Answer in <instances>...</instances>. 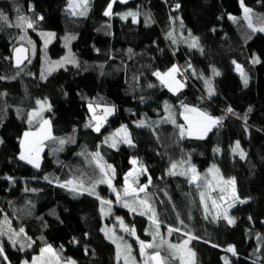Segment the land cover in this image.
<instances>
[{"label":"trees","instance_id":"1","mask_svg":"<svg viewBox=\"0 0 264 264\" xmlns=\"http://www.w3.org/2000/svg\"><path fill=\"white\" fill-rule=\"evenodd\" d=\"M68 2L0 0V13L8 18L7 23L0 20V227L5 232L0 236L4 249L0 264H32L47 245L60 255L61 264L67 259L76 264H117L116 246L102 231L117 226L116 217L134 227L141 240L151 241L148 218L117 205L106 184H98L96 194L113 201L109 216L102 214L97 195L59 186L81 176L86 187L99 179V170L90 163V154L97 151L115 169L112 185L118 191L126 174L133 167L140 169L131 161L144 163L147 171L140 173V185L151 178L147 191L161 223L181 228V233L174 232L178 243L186 238L183 232L199 238L191 242L197 264L226 260L264 264V32H253L243 19H230L242 15L241 0H117L110 16L104 13L111 0H91L83 16H73ZM243 4L264 22V0H243ZM129 12L137 14L135 22L132 16L122 18ZM20 16L34 27L15 26ZM42 33L55 34L46 47L47 36ZM192 37L199 38V47L190 46ZM20 45L29 48L30 62L16 71L12 54ZM69 49L77 64L49 73L52 62L68 55ZM255 58L259 63H253ZM175 65L187 78L177 93L154 75ZM237 65L246 73L247 84L236 73ZM37 100L51 105L42 115L51 121L53 132L40 171L19 159L20 141L30 129L27 121L38 107ZM90 103L115 109V116L99 132L94 130ZM167 103L177 109V125L184 124L183 104L223 117L222 126L214 127L205 139L181 138L176 125L138 126L145 117H162ZM90 123L93 126H86ZM122 126H127L131 146L111 147V141L104 142ZM60 139L66 143L60 145ZM236 142L246 154L243 159L233 152ZM173 163L178 164L177 172L189 174L169 175ZM213 165L219 169L218 177L235 179L236 193L246 201L228 209L234 223L223 218L227 204L219 200L218 188L211 191L189 182L191 166L204 177ZM198 183L203 185V179ZM213 199L219 209L212 206ZM217 211L221 217L213 219ZM5 216L16 232L24 228L23 234L13 237L15 245L3 224ZM116 233L122 235L117 229ZM124 237L138 257L137 242ZM229 246L236 255L226 251Z\"/></svg>","mask_w":264,"mask_h":264},{"label":"snow or ice","instance_id":"2","mask_svg":"<svg viewBox=\"0 0 264 264\" xmlns=\"http://www.w3.org/2000/svg\"><path fill=\"white\" fill-rule=\"evenodd\" d=\"M117 0H111V2L108 5L107 10L105 11L104 15L110 16L112 15V6L114 3H116ZM122 3H126L127 0H120ZM90 0H69L68 2V8L71 10V14L73 16L76 15H86L88 8H89ZM241 6L243 7L244 16L243 19L247 21L248 28L252 29L253 32H264V23L261 24V26L257 27L253 24L252 19V9L246 7L243 5V0H241ZM180 7L179 4L176 5V8L178 9ZM136 13L129 12L126 14H122V18L126 19L128 16L133 17V21L135 22ZM39 19H43V17H39ZM234 22L237 21L236 17H230ZM0 20L7 23L8 18L3 15V13H0ZM26 25L27 28H33L32 22L28 20V18L20 16L18 17L17 23L15 26L17 27H24ZM11 26V25H10ZM183 26V25H181ZM46 35L47 39L45 40V47L50 42L51 38L55 36L54 33H47V34H41ZM168 38H172V33H168ZM25 36H20V40H24ZM70 39H75V37H65V40L68 41ZM173 42L175 40L173 39ZM29 43L31 41L29 40ZM190 46L192 48L199 47V38L198 37H192ZM16 53V66L19 68L20 65L24 63L25 60H28L27 52L28 50L24 48L23 46L15 48L14 49ZM203 51V49H201ZM30 62V61H29ZM253 63H259V59L256 58L253 60ZM66 64H77V61L75 59L74 54L71 53V50L69 49L68 55L63 57L59 61L52 62V65L49 67L48 71L49 73L51 71H54L58 67H64ZM237 71L241 73V76L244 79V83L247 84V75L244 73L243 69L240 65H237ZM179 72V69L175 66H173L171 69H169L165 73L155 72L154 75L157 76L161 83L167 85L171 91L177 92L180 88L183 87V84L176 80L175 74ZM214 74L219 75L218 72H216L215 69H213ZM42 79L46 78L42 75ZM2 79V77H0ZM173 84H175V87H173ZM151 86V85H150ZM212 88L209 86V95L212 94ZM36 104L38 105L37 109H34L28 117L27 123L30 126V129L28 131H25L23 133V138L20 141L21 146V153L19 156L20 160H25L27 163L32 164L35 168L40 167V154L43 151V148L45 146V141L53 139L52 137V131H51V121L48 119H45L42 115V113L46 109H50L51 105L47 103V101H40L37 100ZM184 109L182 115L184 120L186 121V124H179L176 125L177 128H179V136L181 138L184 137H193L203 139L209 131L212 130L213 127H216L218 125H221L223 117L220 118H214L208 115L206 112L200 111L197 108L194 107H188L187 105H181ZM100 105L97 104L96 108H99ZM167 107V105H166ZM96 108L92 106V104H89V110L93 112V120L96 122L94 125V130L99 132L100 128L103 126L104 123H106L107 116L112 114L114 112L113 107H106L103 109V112L101 115H95ZM251 109H249L250 111ZM227 111L229 113L233 112V109L228 108ZM33 121H36L35 124V130H31L33 126ZM171 122L175 124V120L172 119ZM143 121L140 122L138 126H143ZM86 126H93L91 123ZM119 138V139H117ZM71 139V138H70ZM111 141L110 146L116 147L117 143H125L128 145H132L133 141L131 139L130 133L127 130V126H122L121 128L117 129L115 133L112 134V136L107 137L105 139V143H108ZM3 141H0L2 143ZM66 141L64 139L59 140V144L63 145ZM219 151V149H217ZM239 152L240 157L243 159L245 158V153L240 148L239 142H236L235 147L233 148V152ZM81 155H84L81 153ZM91 161L90 163H94L95 167L99 170L100 178L92 181L90 186H85V180L83 176L77 177L73 180L66 181L63 184H60L59 186L62 188H68L70 191L78 194H82L83 192H87L89 195H97L96 194V186L98 184H107L109 188H111L112 192L115 193L116 201L122 202L123 207L128 208L133 213H138L141 216H147L148 220L151 222L149 225V228L151 229L149 231V235L152 237L150 242H146L144 240H141L138 236H136L135 228L129 227L125 225L124 221L120 217H116V219L119 221V227L123 230V232L127 233L130 236H135L136 240L139 243V255L142 258V264H194V257L195 252H193L188 246L193 239H199L198 237L193 236L190 232H183L182 236H186L187 239H181L179 243H171L170 241L166 240L164 238V235L161 232V221L159 220L158 214L156 212L155 207L153 206L151 195L148 193L147 189L149 185L152 184V180L149 177L147 183L140 185L138 176L140 173L146 172L147 170L141 165L139 172L134 168L132 171L126 174L124 178V186L122 190H117L112 185V179L115 176V169L112 168L111 165H108L104 160L101 154L97 151L95 153H91ZM133 165L137 164V161L133 159L131 161ZM184 162L181 161L180 165H182ZM178 167L177 163H173L168 171L169 175H186L189 174L188 172L181 171L177 172L176 169ZM190 175H189V182L196 184L197 188L204 187L205 189H209L211 191H215L217 188L219 189L220 195L219 200L224 201L227 203V208L223 210V218L227 220L229 224L234 223V220L229 218L228 216V209L235 206L237 202L239 203H245L246 201L240 200L239 196L236 193V187H235V179H227L225 180L223 177H218L219 169L216 168L215 165L212 166L208 170V173L204 175V177H201L200 174L197 172L196 168L194 166L190 167ZM208 174H212V178H208ZM11 179V178H9ZM47 179V177H45ZM203 179L204 183L201 185L198 183ZM215 181V183H213ZM229 187H230V194L229 193ZM35 191V189H33ZM143 193V196L140 194ZM206 193L204 191L200 192V198L201 201L205 200ZM131 199H127V198ZM97 199H100L101 201V212L104 216H109L111 214V205L113 203L112 200L107 199H101L97 195ZM103 205H109L108 209L105 210ZM212 206L214 208L219 209L220 205L217 203L215 199L212 200ZM205 211H208V205L205 202ZM221 217V213L219 211L216 212V214L213 216V219H219ZM207 218V217H206ZM181 225H183V221H179ZM3 224L7 225V231L12 233L11 236H9V239L12 241L13 245H15V240L13 239L14 236H19L20 234L24 233V228L21 227L18 232H16L11 227V222L8 219L7 216L4 217ZM115 226L113 228L108 229L105 231V236L116 245V259L117 264H119L120 260L123 259L124 264H129V261L131 259L132 264H137L135 257L132 256V245L128 244L127 241H125L123 236H117L114 231ZM104 231V229H102ZM181 233L182 230L179 227H171L169 226L167 228V234L169 236L172 235V233ZM5 234L4 229L0 227V236H3ZM30 239V238H29ZM31 246V245H29ZM151 250V251H149ZM226 251L231 252L233 255H236L235 248L233 246H229ZM162 252H165L166 254H162ZM4 249L2 244H0V255H3ZM45 254H48L47 256ZM7 259V257H5ZM52 261L55 262V264H61V257L60 255L52 248L51 245H47L45 248L40 249V255L37 257H34L32 260V264H52ZM24 264H29L28 261H24ZM64 264H76L75 261L71 259H67L64 261ZM225 264H229V262L226 260Z\"/></svg>","mask_w":264,"mask_h":264},{"label":"rangeland","instance_id":"3","mask_svg":"<svg viewBox=\"0 0 264 264\" xmlns=\"http://www.w3.org/2000/svg\"><path fill=\"white\" fill-rule=\"evenodd\" d=\"M244 5V4H243ZM245 6V5H244ZM251 15H252V19H253V24L255 25V26H257V27H259V26H261V24H262V19H261V17L262 16H260L259 14H256L255 13V11H253L252 10V13H251ZM243 16H244V12H243V7H242V15L240 16V17H236L237 18V21L239 20V19H243ZM232 17H234V16H232ZM263 18V17H262ZM232 20V19H231ZM244 20V19H243ZM233 21V20H232ZM246 21V20H245ZM234 22V21H233ZM247 22V21H246ZM261 33V32H260ZM256 59V58H255ZM175 67H177L178 69H179V72H177L176 74H175V78H176V80H178V81H180L182 84H183V87L182 88H180L179 89V91H181L182 89H184V87H185V85H186V82H187V78H186V76L184 75V73H183V71L180 69V67L178 66V65H175ZM160 73H163V72H160ZM165 73V72H164ZM236 73L237 74H239L240 76H241V73L239 72V71H237V68H236ZM156 77V79L161 83V81H160V79L157 77V76H155ZM242 77V76H241ZM242 80L244 81V79H243V77H242ZM162 85H164L168 90H170L169 89V87L167 86V85H165V84H163V83H161ZM173 87H175V84H173ZM171 91V90H170ZM179 91H177V92H179ZM171 92H173V93H177V92H174V91H171ZM167 105V107L165 106V111H164V115L162 116V117H160V118H155V119H151V118H143L141 121H139L137 124L139 125L140 124V122H144L143 123V126L144 127H149V128H152V129H155V128H157V127H159V126H161V125H164V124H170V125H177V123H178V113H177V109L176 108H174V107H172V106H170L168 103L166 104ZM93 106V105H92ZM94 107V106H93ZM89 108V107H88ZM94 108H96V107H94ZM104 108H106V107H99V108H96V112H95V115H100V113L101 112H99V111H102L103 112V109ZM90 111V110H89ZM183 111H184V109L180 112V117L184 120V118H183V115H182V113H183ZM90 113H91V116H92V118H93V112L92 111H90ZM115 116V109H114V112L112 113V114H110V115H108L107 116V119H110V118H112V117H114ZM172 119H174L175 120V124H173L172 122H171V120ZM95 122V121H94ZM96 123V122H95ZM184 124H186V121L184 120ZM105 126V123L103 124V126L101 127V128H103ZM100 128V129H101ZM214 129V127L212 128V130ZM128 130V129H127ZM211 130V131H212ZM34 131V130H33ZM51 131H52V125H51ZM211 131H209L208 133H207V135L203 138V139H205L208 135H209V133L211 132ZM129 132V131H128ZM52 137H53V132H52ZM22 138H23V136H22ZM191 138H196L195 136H193V137H191ZM197 139H200V138H197ZM51 140V139H50ZM50 140H47V141H45V146H44V148H43V151L41 152V154H40V167L37 169V168H35L32 164H29V163H27V161H25V160H21L23 163H25V164H27V165H29V166H31L32 168H34L35 170H38V171H40L41 170V168H42V162H43V156H44V153H45V150H46V144H47V142H49ZM0 141H1V139H0ZM127 146H128V144H126ZM21 151H22V149H21ZM136 169L137 170V172H139V169L138 168H136V167H133V169ZM133 169H131L130 171H132ZM129 171V172H130ZM128 172V173H129ZM139 176H140V174H139ZM139 176H138V179H139V184H140V178H139ZM47 182H51L52 181V179L51 178H47V179H45ZM214 183H215V181H213ZM107 185V184H106ZM108 186V185H107ZM109 187V186H108ZM95 191H96V189H95ZM87 193V192H86ZM88 194V193H87ZM229 194H230V187H229ZM76 195V194H75ZM94 196V195H93ZM127 199H131L130 197L129 198H127ZM101 202V201H100ZM225 204H227L226 202H225ZM117 205H119V206H121V207H123V205H122V202H118L117 203ZM104 206H106V205H103V207ZM108 207H109V205H107ZM112 206V205H111ZM101 207H102V205H101ZM125 209H127V210H129L128 208H126V207H124ZM156 209V208H155ZM130 211V210H129ZM156 212H157V214H158V211H157V209H156ZM145 217H147L146 215H145ZM158 217H159V215H158ZM148 218V217H147ZM160 220V219H159ZM116 223H117V226L116 225H113V226H115V228H114V231H115V234L117 235V236H123L124 237V235H127L129 238H131L132 240H134V241H136L137 242V247H138V249H139V243H138V241L136 240V237L135 236H130V235H128L127 233H125V232H123V230L119 227V221L118 220H116ZM169 224V223H168ZM113 226H111V227H107V226H105V228H104V233H105V231H107L108 229H111V228H113ZM169 226H171V227H174V226H172L171 224H169V225H164V224H162L161 223V232H162V234L164 235V238L166 239V240H168V241H170L171 243H178L176 240H175V235H174V233H172V235L171 236H169L168 234H167V228L169 227ZM175 228V227H174ZM116 229L117 230H119L121 233H122V235L121 234H118V233H116ZM151 229L148 227V229H147V234L149 233V231H150ZM136 232V231H135ZM149 235V234H148ZM136 236H137V234H136ZM150 236V235H149ZM151 237V236H150ZM108 239V238H107ZM124 239H125V237H124ZM151 239H152V237H151ZM185 239H187V237L185 238ZM109 240V239H108ZM110 241V240H109ZM125 241H127V243L128 244H131L128 240H126L125 239ZM111 242V241H110ZM191 242H192V240H191ZM191 242H190V244H189V248L193 251V249L191 248ZM112 243V242H111ZM115 245V244H114ZM116 246V245H115ZM150 251V250H149ZM194 252V251H193ZM162 254H166L165 252H162ZM132 256L133 257H135V260H136V262H137V264H142V258L140 257V255H139V250H138V257L134 254V248H133V246H132ZM194 259V264H197V261H196V255H195V257L193 258ZM120 264H124V262H123V259H121L120 260V262H119ZM129 264H132V261H131V259H130V261H129Z\"/></svg>","mask_w":264,"mask_h":264},{"label":"water","instance_id":"4","mask_svg":"<svg viewBox=\"0 0 264 264\" xmlns=\"http://www.w3.org/2000/svg\"><path fill=\"white\" fill-rule=\"evenodd\" d=\"M21 46H23L24 48H26V49L28 50V52H27L28 60H25L24 63H23L22 65H20V67L18 68V67L16 66V53H15V51H13V54H12L13 66H14V69H15L16 71L21 70V69H22V68H23V67L29 62V60H30V50H29V48L26 47V46H24V45H20V46H18V47H21ZM18 47H17V48H18Z\"/></svg>","mask_w":264,"mask_h":264},{"label":"built area","instance_id":"5","mask_svg":"<svg viewBox=\"0 0 264 264\" xmlns=\"http://www.w3.org/2000/svg\"><path fill=\"white\" fill-rule=\"evenodd\" d=\"M220 126H222V125H220ZM141 165L144 167V163L143 162H141V161H137V166L140 168L141 167Z\"/></svg>","mask_w":264,"mask_h":264},{"label":"crops","instance_id":"6","mask_svg":"<svg viewBox=\"0 0 264 264\" xmlns=\"http://www.w3.org/2000/svg\"><path fill=\"white\" fill-rule=\"evenodd\" d=\"M91 1V0H90ZM69 9V8H68ZM69 11L71 12V10L69 9ZM78 16H80V15H78ZM262 19V18H261ZM262 23H264V22H262ZM123 145H125V146H127L125 143H123ZM128 146H131V145H128ZM193 185H195L194 183H192Z\"/></svg>","mask_w":264,"mask_h":264}]
</instances>
